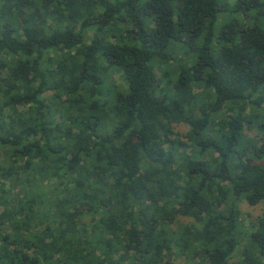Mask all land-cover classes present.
Returning a JSON list of instances; mask_svg holds the SVG:
<instances>
[{"label": "trees", "instance_id": "16d2710c", "mask_svg": "<svg viewBox=\"0 0 264 264\" xmlns=\"http://www.w3.org/2000/svg\"><path fill=\"white\" fill-rule=\"evenodd\" d=\"M228 1L0 0V264H264V0Z\"/></svg>", "mask_w": 264, "mask_h": 264}, {"label": "rangeland", "instance_id": "374dc122", "mask_svg": "<svg viewBox=\"0 0 264 264\" xmlns=\"http://www.w3.org/2000/svg\"><path fill=\"white\" fill-rule=\"evenodd\" d=\"M228 2L231 4L233 2V0H229ZM114 79L116 82H120L118 74L114 75ZM183 129H185L184 126L179 127V130H183ZM246 132L249 135H252L254 133L253 131H248V130H246ZM239 207L243 211V217H245V220L247 222L249 221V219H255L256 217H258L264 210V205L262 203H259V204L254 205V206H250L246 202L241 201L239 203Z\"/></svg>", "mask_w": 264, "mask_h": 264}]
</instances>
